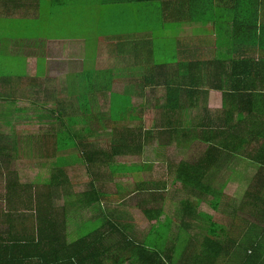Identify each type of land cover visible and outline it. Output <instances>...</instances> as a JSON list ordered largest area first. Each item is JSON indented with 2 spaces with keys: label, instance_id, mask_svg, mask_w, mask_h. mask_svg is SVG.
I'll return each mask as SVG.
<instances>
[{
  "label": "trees",
  "instance_id": "1",
  "mask_svg": "<svg viewBox=\"0 0 264 264\" xmlns=\"http://www.w3.org/2000/svg\"><path fill=\"white\" fill-rule=\"evenodd\" d=\"M36 1L39 10H23L26 0H19L21 20L29 22L39 18V13L43 12L41 10L44 1L47 0ZM51 1L55 5L59 2V0ZM112 1L126 3L125 6L129 7H140L139 3H161L158 7L165 6L164 8L167 9L158 10L161 19L159 23L164 21L160 30L166 31L167 37L174 32L186 35L191 29L197 28L198 32L200 29L209 34L210 29L206 27L209 23H213L214 26L223 24L229 26L231 40H228V44L232 45L229 59L226 60L225 56L221 57L222 54L213 50L214 48L210 49L214 60L206 63L211 68V75L202 81V77L190 76L195 86L191 87L193 90L188 93L190 103L196 109L207 99L211 91L221 92L225 98L224 109L215 114L216 117L206 118L209 123L200 124L198 127L194 125V132L193 127L189 131L182 130L185 125L178 119L173 122L165 115L160 121L157 120L159 123L149 126V131L146 132L148 137L144 136L143 131L139 135L132 129L121 128L119 131L122 124L116 117L109 118L106 123L104 120L111 112L101 115V119H98L101 129L107 130L110 127L118 136L116 141L110 142L113 152L111 150L110 156H105L101 150L98 157L96 154L92 157V154L86 152L85 157L91 163H101L103 167L105 166L110 176L118 175L120 170L107 162H112L113 158L122 154L126 156L129 153H136L138 149L142 151L145 146L152 144L153 133L156 130L164 134L162 137L165 136L169 144L177 142L182 148H188L191 144L189 138L194 133L196 141L207 144V148L196 163L171 164L169 175L155 182L143 177L148 168L134 170L136 180L133 187L122 188L125 191L121 189L117 194L101 192L93 183V191L78 194L73 208L63 209L78 212L90 210L97 216L92 220L93 223L90 220L84 222V225L79 227L80 231L76 229L72 233H66L65 223H62L63 214H51L53 212L50 204L53 200L51 193L55 187L58 191L61 190L60 181L57 180L58 184L46 181L48 187L44 189L41 187L43 185H40L43 189L38 188L35 195L34 186L39 185L33 184L23 190L25 186L19 187L17 173L8 175V172L12 163L21 157L50 160L53 154L56 157L57 153L63 152L66 147H74V144H78L81 140L82 145L88 148L91 144L87 143V140L96 138L94 131L88 127V123L78 118L67 117L66 114L71 109L63 108L59 103L55 110L61 113L60 128L56 136L41 138L22 135L23 138L25 137L23 148L19 146L17 139L4 144L3 137H0V180L3 183L7 182L2 193L5 198L3 204L10 207L23 206L25 210L20 215L22 217H19L20 223L24 226L28 221L33 224L29 231L27 228L22 229V225L19 226L21 233L19 232L20 234L12 239L0 236V264H264V229L260 230L254 223L251 226L250 222L242 217V214L250 213L249 216L264 220V120L261 119L264 118V0H101V6L104 7L101 9V17L103 12L106 16L105 10H108L110 6L108 4ZM14 11L16 10L9 12V15ZM144 23L143 26L146 25V19ZM105 24L100 26L94 55L99 52L104 55L114 53L123 56L124 67L129 69L125 72H130L132 75L129 79L140 78L144 84L145 77L141 76V69L151 75V67L158 69L160 65L156 60L158 59L156 44L148 46L137 40L136 36L116 38L107 30ZM142 30L140 28V31ZM46 40L44 39V43L41 44L46 45ZM198 41L201 48L204 45L209 47L211 39L207 36ZM38 42L43 41L35 39L27 43L40 48ZM104 42L109 43L112 51L109 47L103 46ZM146 46L150 54L149 62L143 64L148 63L146 67L140 69L146 54ZM92 56L93 54L90 55V60ZM89 77H92V74ZM152 77L156 78L154 74ZM87 87L84 92L74 91L70 94L80 101L83 112L92 115L91 97L97 93L92 90L94 85L91 80L90 86ZM110 94L111 98L119 97ZM172 94L176 95L177 100ZM180 96V91H172L168 94L169 104H175ZM119 99L120 97L116 104L113 103L111 110L120 106ZM123 101L126 104H121L120 117L123 120L125 117L130 121L136 120L133 97ZM184 104H180L175 109L171 107V111L187 110ZM209 114L211 116L210 112ZM17 134L21 136V133ZM258 145H261L260 149ZM245 149L247 152L252 150L257 152V157L247 153L241 156L242 159L261 167L262 172L256 177L259 187L253 190L254 193L252 190L249 191L247 200L240 208L229 213L231 225L226 226L201 208L202 205H206L215 212H221V208L225 207L223 196L226 183L221 190H217L216 177L222 172L223 163L230 158H237L241 150ZM9 150L11 153L8 152ZM58 157L59 163L63 165L64 161L60 156ZM3 172H6V176ZM40 182L44 183V180ZM169 184L172 188L179 185L189 196L182 201L183 220L177 233L173 230L174 221L170 217L166 224L159 222L162 216L168 213V198L163 195V191L166 192ZM116 204L132 207V211L141 210L144 218L151 224L149 229L145 232L139 231L136 220H129L133 216L132 211L120 209L112 211L106 207ZM18 210L12 211V214L15 211L18 213ZM25 212H36V219L28 220ZM134 219L143 222L142 217L134 216ZM165 227H168L169 233L160 235ZM196 228H199L198 233L194 231ZM155 233H158V241L152 242L150 238ZM245 233L251 235L249 240ZM245 238L247 246L243 245ZM179 259L183 260L179 261Z\"/></svg>",
  "mask_w": 264,
  "mask_h": 264
},
{
  "label": "crops",
  "instance_id": "2",
  "mask_svg": "<svg viewBox=\"0 0 264 264\" xmlns=\"http://www.w3.org/2000/svg\"><path fill=\"white\" fill-rule=\"evenodd\" d=\"M65 0H59L58 4H61ZM79 4H85L84 2H81L80 0H77ZM18 2V3H17ZM25 8L29 10H39L40 8L37 7L36 4L38 2L36 0H26L25 2ZM101 0H94V4L96 6H101ZM126 4V3H125ZM125 4H121L120 2H109L108 5H114V6H125ZM161 3H142L138 4L140 7H145V9H154L157 7V10H166L167 8H164L165 6L158 7V5ZM19 6L20 2L19 0H0V115H3L5 117H0V122H18L19 119L25 120L27 123L33 124L34 123H41L44 125L51 126V132H47L44 134H34L31 132H28L30 129L27 130H21L17 129V133H21L25 136H40L41 138L46 137H54L59 132V118H61V113L55 111L58 108V104L60 103L63 108H70L71 110L68 111L66 114L69 118H78L82 122L91 123L89 120L90 116L94 117V110L92 111V115L86 114V112L82 111V107L80 104V101H78L75 97H73L70 93L74 91L78 92H84L88 89L87 86H90V80L93 82L94 88L92 90L96 92V95H92V109L95 107L96 101L94 100L95 97H99V92L101 90H105L104 92H107L104 95V99L108 101V113L111 111V108L113 107V103L116 104V100L120 97V99H126L129 97H133L134 101V110L136 114V120L129 121L124 120L123 124H133L137 122H147L150 124H157L159 123L160 119L163 118V116L166 118L172 120L173 122H176L178 119L183 125H189L190 119L189 117H192V124H193V132H194V124H204L209 123V121H206V118L208 117H216L217 113L223 111L224 109V102L225 98L223 93L211 91L209 93V96L205 101H203L200 105L197 106L195 109V106L190 103V99L188 94L191 90V87L195 86V82H193V78H190L192 75H197L198 77H202V80H205L208 78L209 75H211V68L209 65H207L206 62H211L214 60V55L209 50L214 48L213 50L218 51L219 54H222L221 57L225 56L226 60L229 59L231 51H232V45L228 44V40H231V33L230 27L223 25H216L214 26L213 23H209L206 25L210 29V33L206 34L202 31L198 32L197 29H191L186 35L184 36V39L180 38L179 36L172 35L170 37L166 36L164 40L166 43L171 41L172 39L175 41L176 45L173 44V47H170L167 50L162 51L163 55H167L169 58L167 60H172L171 63L166 64H160L161 68L156 69L155 67H151L152 74L149 75L145 70L141 69L146 67V62H149L150 54L148 52L147 46H146V54L142 59V62L140 64V69L142 70L141 76L145 77L144 84L140 78L136 79H129L132 78V75H130V72H125L126 69L124 67L123 63V56H120L118 54L113 53H107L106 63L108 65L107 69H101L99 67L98 62L94 64V68H87L88 65H91L90 55H87V62L88 65H85L82 72H74V70L67 71V73L64 75V77H61L62 80L59 84L55 80H52L50 75L48 74V63L46 54H41L40 56L31 57L32 52H26L22 51V53L19 51V49H14V44L19 43L17 41V38H19V30L18 26H14V22L17 18L20 19L19 14ZM153 7V8H152ZM32 8V9H31ZM89 8H84V10H87ZM14 11L11 15H9L11 11ZM93 16V15H92ZM94 22L93 18H89ZM160 22V21H159ZM164 21L160 24L163 25ZM166 33V31H165ZM208 36V38L211 39V42L209 44V47L207 45L202 46V48L199 45L198 40L205 39ZM117 38V37H116ZM137 40L145 43L146 45H155L157 44L158 38L157 35H153L149 32H141L137 33L136 36ZM59 42H63L68 45H75L77 48H80L84 50L83 46L80 45V43L85 44L86 50L90 52V45L88 42H82V40L77 38H68V39H56ZM51 41V40H46ZM207 43V41H205ZM41 43H44L41 42ZM164 44V47H167V44ZM205 43V44H206ZM207 46V47H206ZM214 46V47H213ZM73 48V47H71ZM76 48V47H75ZM76 48V50H77ZM171 50V51H170ZM19 51V52H18ZM75 51V50H74ZM112 51V50H111ZM108 55H111L110 58H108ZM94 56V52H93ZM92 56V57H93ZM104 53H100L98 55V58L100 60L103 59ZM7 57V59H5ZM14 57H22L23 62L25 63L24 67L21 68V74L16 71L13 62L12 67L9 68L7 65V60L14 61ZM30 58H36L38 60L36 69L32 68L29 64ZM122 59V60H121ZM101 62V61H100ZM100 65H102L100 63ZM6 68V69H5ZM110 69V70H109ZM112 69V72H111ZM115 69V70H114ZM92 74V77H89V75ZM119 74V75H118ZM155 75L156 78H153L152 75ZM137 80H139L137 82ZM134 84L142 85L141 87H137ZM144 85V86H143ZM116 86L120 87L118 90H123L125 93L120 95L116 94L119 97H116L114 99L111 98V94L114 90H116ZM156 86H160L161 88H158ZM200 86V85H199ZM57 88V93L53 92L52 89ZM182 88V89H180ZM164 91V97L161 99H157L156 104L151 107L153 112L147 113L148 111H137V108L135 107V100H138L137 98L140 97V99H143L140 95V93H145L147 91H154V90H160ZM172 91H180L181 96L178 101L170 105L168 102V94H170ZM138 93V94H134ZM214 95L215 100L221 101V107L216 108L214 106H210L211 103V95ZM173 95V94H172ZM125 96V98L123 97ZM174 99L177 100L176 95H173ZM59 100V101H58ZM184 104V107L187 109L185 111H171V107L177 108L180 104ZM170 107V108H169ZM258 108V107H253ZM158 109V111L156 110ZM156 110V111H155ZM160 110V111H159ZM177 110V109H176ZM218 111V112H217ZM211 113V116L209 114ZM9 115V116H7ZM88 115V116H87ZM109 115V114H107ZM7 116V117H6ZM101 116V115H100ZM99 115L96 118H93L92 120H97L99 123L100 121L98 119H101ZM110 117H107V120H109ZM146 118V121L145 119ZM176 119V120H175ZM264 120V118H261ZM157 120H159L157 122ZM145 121V122H144ZM89 127V126H88ZM189 131L190 128H187ZM30 133L32 135H26L25 133ZM17 136H19L17 134ZM191 144L188 146V148H183L184 150H188L191 148V146L198 142L195 139L194 133L192 136H190ZM94 139L87 140V143H90L91 145L88 146V148H85L84 145H82V140L78 144H74V147H66L63 152L57 153V156L55 157L53 154V158L49 159H43V160H34L33 161H41V164H44L45 167L48 168L50 165V168L53 167L57 169V172L54 173L52 171V175L50 176V179H46L50 182H56L57 180L62 183V188L60 192H56V190L52 191L51 197H53V200L51 201V206L53 207V212L51 214L58 213L63 214L62 223H65L64 228L67 230L66 233H72L74 230L78 229L80 231L81 228L84 225V222H87L90 220V222L93 223L92 220H95V217H97L93 212H91V218L86 220L85 213L87 212H78L77 210H71V211H65V209H72L73 205L75 204L74 200H77V195L82 194L78 193L76 191L74 194L71 193V189H74V186L76 184L82 185L83 178H80L77 176V173L82 170L83 167H86L91 175V187L93 183L97 186L99 184L100 178L98 174H96L92 170L94 167H98V164L91 163L86 159V152H89L92 154V157L99 156V153L103 151V154L105 156H110L111 150L113 152V149L110 145H107L106 148L99 150L100 148L96 147L93 143ZM182 148V147H181ZM207 148V147H206ZM205 148V149H206ZM57 149V148H52ZM113 154V153H112ZM61 157L62 161H64L61 165L59 162V157ZM128 156V154H126ZM114 157V156H113ZM116 157V156H115ZM119 157V156H117ZM116 157V158H117ZM133 157V156H130ZM109 160V159H104ZM112 166L115 167V158L111 160ZM91 163V164H90ZM101 164V163H99ZM109 165V164H108ZM155 165L146 164L143 167H119L120 173L118 172V175L109 174V180L112 181L117 176H127L134 174L135 179V173L134 170H138L140 168H148V171H154ZM116 168V167H115ZM107 169V168H106ZM108 170V169H107ZM144 172V173H146ZM18 177V175H17ZM143 177L147 180L143 174ZM12 180V179H11ZM13 179L12 181H14ZM136 180V179H135ZM160 180V179H159ZM149 181V180H148ZM19 187L22 185L25 186L24 188L33 186V185H24L20 178H18ZM22 186V187H23ZM48 187L46 184L43 185ZM54 188V187H52ZM93 189V188H92ZM93 191V190H92ZM89 192V191H88ZM68 195V200L66 204H60L62 202L63 195ZM12 199H15L11 197ZM4 197L0 196V236L4 238L12 239L16 236H18L21 232L20 227L22 224L19 221V217L22 211L25 210V208L21 205H16L14 207H10L8 205H5L6 208L2 206L4 202ZM34 201V199H33ZM49 202V201H48ZM49 204V205H50ZM60 204V205H59ZM70 204V206H68ZM4 205V204H3ZM19 209V210H18ZM16 211L14 214H12V211ZM27 215L28 220L30 219H36L37 214L36 212H25ZM29 213V214H28ZM47 214V213H46ZM48 215V214H47ZM142 215V214H141ZM139 215L137 217L141 218L142 216ZM135 216V215H134ZM164 217V216H162ZM135 221L137 224L136 227L141 232V228L144 227V220L143 222H138L137 219H130V221ZM12 221V223H11ZM149 222L148 220H146ZM34 223V221H33ZM139 225V227H138ZM30 226H33V224L26 222V226L22 225L21 228L25 229L27 228V231H29ZM94 227V226H93ZM92 227V229H93ZM149 228V227H148ZM34 232V227H32ZM72 230V231H71ZM148 230V229H147ZM20 232V233H19Z\"/></svg>",
  "mask_w": 264,
  "mask_h": 264
},
{
  "label": "rangeland",
  "instance_id": "3",
  "mask_svg": "<svg viewBox=\"0 0 264 264\" xmlns=\"http://www.w3.org/2000/svg\"><path fill=\"white\" fill-rule=\"evenodd\" d=\"M81 2H84L85 4H79L77 0H65L61 4H54L51 0L44 1L43 5V12L39 13V18L32 19V21L26 22L24 20H21L19 18L16 19L14 22V26H18L19 30V38H17V41L19 43L14 44V49H19V51L22 53L24 51L26 52H32L31 57H36L37 55L40 56L41 54H46L47 63H48V74L50 75L52 80H55L57 84L60 83L62 80L61 77H64V75L67 73V71L74 70V72H82L85 65H88V62H91V65H88L87 68H94V63L97 61L99 67L101 69H107V55L103 56V59L100 60L98 58L99 52L96 53V55L91 58V61L87 62V55L93 54L95 52V44L97 41V38H99L98 33L100 30V26L104 25L107 28V30L110 31V33L114 37L119 36H137V33L141 32H149L153 35H157L158 41L156 44L157 49V55L158 59L157 62L159 64H166V63H173L172 60H167L169 58L167 55H163L162 51L169 49L170 47H173V44L176 45L175 41L172 39L168 43L164 40L166 36L165 31L163 29L160 30L162 25L159 23L161 20L159 18V12L155 9H145V7H135V6H114L110 5L108 7V10H105L106 18L104 19L103 16H100L101 9H103V6H96L94 4V0H80ZM127 7V8H125ZM84 8H89L87 10H84ZM145 10V11H143ZM93 15V16H92ZM93 18L94 22L89 19ZM146 19V25L143 26L144 20ZM140 28L143 29L140 31ZM177 35L180 38L184 39V36L182 33L174 32L172 34ZM68 38H77L82 40V42H88L90 45V52L86 50L85 44L80 43V45L83 46L84 50L80 48H77L76 44L68 45L63 42H59L56 39L64 40ZM35 39L38 41H44V39L51 40L47 41L46 45L41 44V42H38L37 44H40V48L37 46H32L31 43L27 42H33ZM167 44V47H164V44ZM36 44V43H35ZM104 47H109L110 50L112 49L109 43L107 42L102 43ZM32 46V47H31ZM31 47V48H30ZM73 47V48H71ZM77 50H76V48ZM75 50V51H74ZM18 51V52H19ZM171 51V50H170ZM103 54V53H102ZM111 55H108V58H110ZM7 59V57H5ZM96 60V61H95ZM101 61V62H100ZM14 64V67L16 71L21 74V68L24 67L25 63L23 62L22 57H14V61L7 60V65L9 68L12 67V63ZM38 60L36 58H30L29 64L32 68L36 69ZM100 63L102 65H100ZM107 67V68H106ZM161 68V65H159L158 69ZM6 69V68H5ZM108 70V69H107ZM115 70V69H114ZM119 75V74H118ZM139 80H137L138 82ZM138 87H141L142 85H137ZM158 88H161L160 86H156ZM120 87L116 86V90H114L113 93L115 94H124L125 92L121 89L118 90ZM162 89V88H161ZM160 90H154V91H147L145 93H140L142 95L141 97L143 99L137 98L138 100H135V107L137 108V111H148L147 113H151L154 110H152L151 107H153L156 104L157 99H161L164 97V91ZM53 92L57 93V88L52 89ZM105 90H101L99 92V97H95V107H94V117L90 116L89 120L91 123H89V128L94 131L96 134V138L93 140V143L96 147L100 148L99 150H102L106 148L107 145H111V141H116L118 136L115 132L111 130L109 127L107 130L101 129V123H99L97 120H92L93 118H96L98 115H106L108 112V101L105 100L104 95L107 92H104ZM125 98V96H123ZM163 99V98H162ZM125 99H119V107L115 108L114 110H111L108 117H116V119L120 120L121 127L118 129L119 131L121 128L123 130L132 129V131L139 135L141 134V131L144 132V136L148 137L146 135V132L149 131V126L153 125L148 123L145 119V123L143 122H137L133 124H123L126 117L123 118L120 117V111L122 109L121 104H126ZM211 103L210 106H214L216 108L221 107V101L215 100L214 95H211ZM117 103V100H116ZM218 112V111H217ZM9 116V115H7ZM6 116V117H7ZM0 117H5L3 115H0ZM190 123L189 125L183 126L182 130H186L187 128H192V117H189ZM106 123L108 122L107 119L104 120ZM130 121V120H129ZM198 127L199 124H194ZM21 130H27L30 129L28 132L37 134H44L47 132H51V126L44 125L41 123H34L30 124L27 123L25 120L19 119L18 122H0V137H3V143H11L12 141L16 140L18 141L19 146L21 148L24 147V138L22 136H17V129ZM25 133L26 135H32L30 133ZM119 134V133H118ZM164 135V134H163ZM160 131L156 130L153 133V142L151 145H147L144 147L142 151L139 149L136 150V153H129L128 156H119L115 158V167L122 168V167H143L146 164L155 165L154 171H149L144 173V176L148 178L150 182H155L157 180L164 179L169 175V167L171 164H179L182 162L186 163H196L200 157L202 156L203 151L207 147V144L203 142H196L194 143L190 149L184 150L179 146V144L172 143L169 144L167 141V138L163 136ZM261 145H258V148L260 149ZM10 148V147H9ZM11 149V148H10ZM8 152L11 153V150ZM252 154L253 157H257L256 151L247 152V150H241L239 153V156L237 158H230L227 160V162L223 163V170L219 175L216 177L215 182V188L217 190H221L223 185L226 183L224 187V203L225 207L223 206L221 208V212H215L214 210L208 208L206 205H202V211L211 213L215 220L218 222H221V224L230 226L231 224V216H229L230 212H233L234 210H237L240 208L241 204L246 201V197L249 191L258 188L259 184L257 182V176L262 172V169L260 166L251 163L250 161H246L242 159L241 154ZM133 156V157H130ZM92 170H95L94 172L98 174L100 181L99 184L96 186V188L101 191L105 192L106 194H117L122 188L123 189H130L135 184L134 174L127 175V176H117L112 181L109 180V170L106 169V167L102 166V164H98V167L92 168ZM52 171L54 173L57 172V169L53 167L50 168V165L47 167L44 166V164H41V161H33L26 158H18L16 161L12 163V166L10 167V170L8 172V175L17 173L18 178H20V181L24 185H39L34 186L33 192H35V195H37V191L39 189H45V186H41L43 188H40V185H45L46 179H50V176L52 175ZM3 175L6 176V172H3ZM77 176L80 178H83L82 185L76 184L74 186V189H71L70 194H74L76 191L78 193H86L88 191H92L91 187V175L89 170L86 167H83L79 173H77ZM40 182V181H43ZM55 184H58L59 182H54ZM7 184V182L0 180V196L2 193H4L3 188ZM171 184V183H170ZM168 185L169 187L166 189V192L163 191V195L168 198V204H167V211L164 217H162L159 222L161 224H166L168 220H170L168 217H170L173 221V230L175 232L180 231V226L182 224L183 220V209H182V201H185V199L188 196L187 193H185L181 187L178 185L177 187H170L171 185ZM258 184V185H257ZM254 186V187H253ZM39 188V189H38ZM26 188H23V190ZM122 189V190H123ZM134 189V188H133ZM56 190V192H60L55 187L53 191ZM125 191V190H123ZM254 193V192H253ZM37 198V196H35ZM63 200L60 204H66L68 200V195H63ZM250 202V201H248ZM138 203V202H137ZM59 204V205H60ZM2 206L4 208L5 204ZM108 209L115 211V210H125V211H132V207H128L125 205H110L106 206ZM249 209H251V205H249ZM85 213L86 220L91 218V211L86 210ZM134 213L135 216H139L142 214L141 210H135L132 211L133 216L129 218L134 219ZM243 218L246 219L248 222H250V225L253 226V223L256 226H259L260 230L264 229V220L260 217L256 216H249V214H242ZM144 220V227L141 228L142 231H145L149 229L150 223L146 221L143 215H141ZM168 218V219H167ZM159 223V224H160ZM158 224V225H159ZM137 225V224H136ZM139 227V225H138ZM257 228V227H256ZM194 230V229H193ZM260 230H255L256 232H260ZM72 231V230H71ZM158 231V230H157ZM156 231V232H157ZM196 233L199 232V228H196L194 230ZM253 231V230H252ZM247 232V231H246ZM254 232V231H253ZM162 233L168 234V227H165L164 230L160 232V235ZM185 235V234H184ZM197 235V234H195ZM245 236L247 240L251 238V235L249 233H245ZM186 237V235H185ZM246 238L243 240V245L247 246ZM150 240L152 242L158 241V233L152 234ZM179 256V255H178ZM177 260V258H176ZM183 260V259H181ZM179 259V261H181Z\"/></svg>",
  "mask_w": 264,
  "mask_h": 264
}]
</instances>
